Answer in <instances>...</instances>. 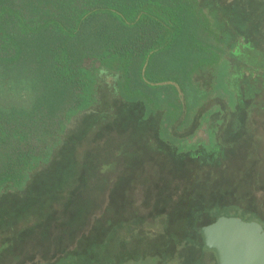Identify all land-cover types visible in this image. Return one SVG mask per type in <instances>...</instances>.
<instances>
[{
    "label": "rangeland",
    "instance_id": "374dc122",
    "mask_svg": "<svg viewBox=\"0 0 264 264\" xmlns=\"http://www.w3.org/2000/svg\"><path fill=\"white\" fill-rule=\"evenodd\" d=\"M200 4L208 16L204 26L214 38L192 77L197 99L177 84L159 88L150 82L135 88L119 72L100 69L97 102L75 115L64 132L50 136L59 142L50 162L33 172L24 188L0 196V264H85L73 254L112 219L121 224L107 254L150 264L152 258L176 254L178 264H217L208 249L174 244L169 238L174 232L183 235L187 227L176 219L165 231L162 198L184 181H172L150 158L167 168L174 162L175 171L184 168L181 160L187 157L220 170L217 165L224 166L233 154L232 144L246 139L247 131H255L250 136L261 145L264 0ZM258 155L255 161L262 168L264 159ZM141 159L146 160L144 167L134 168ZM236 174L233 185L222 184L228 189L222 202L233 209L234 203H250L253 195L264 200V186L252 190L244 168ZM155 193L162 196L159 205Z\"/></svg>",
    "mask_w": 264,
    "mask_h": 264
},
{
    "label": "trees",
    "instance_id": "16d2710c",
    "mask_svg": "<svg viewBox=\"0 0 264 264\" xmlns=\"http://www.w3.org/2000/svg\"><path fill=\"white\" fill-rule=\"evenodd\" d=\"M202 9L200 0H0V196L24 188L32 173L50 162L59 143L50 136L64 132L75 115L97 102L100 69L119 72L135 88L177 84L196 100L192 77L214 38ZM152 157L172 181H184L162 198L166 232L176 219L187 227L194 215L200 220L212 213L231 185V173L216 165L187 157L175 171L173 164L167 168ZM140 161L134 168L144 167L146 160ZM155 194L159 205L162 196ZM120 224L110 220L72 257L85 264L146 263L106 253ZM180 236L174 232L169 238L206 249ZM166 257L152 262L178 264L176 254Z\"/></svg>",
    "mask_w": 264,
    "mask_h": 264
},
{
    "label": "flooded vegetation",
    "instance_id": "af4514ba",
    "mask_svg": "<svg viewBox=\"0 0 264 264\" xmlns=\"http://www.w3.org/2000/svg\"><path fill=\"white\" fill-rule=\"evenodd\" d=\"M238 132L240 133L241 131H237L236 133L239 134ZM245 132L246 131H244V133ZM254 132L255 131H247L245 135L246 139L235 141V144L234 143L232 144L231 148L233 152H231V154L233 153L232 154L233 156L231 155L229 160H227L224 163V165H227L226 167L224 166L225 168L222 166V163L217 165L220 167L221 172L231 173L230 178L224 177L221 180V182H223L227 178L228 183L233 185L237 178L236 173L239 172L241 168L242 169L244 168L245 174L247 175V180L250 183L252 190H255V187H259L260 185L264 186V163L261 168L260 166H257V162L255 161V159L258 160L260 158L258 155L259 153L262 156L261 158L264 159V125L262 131H259L261 132L260 136L262 137L261 145H259L260 143H257L256 140L252 138V136H250V133L252 134ZM234 154H236V157ZM259 168H261V172H262L261 183L258 179ZM225 193H226L225 197H227L228 194L227 192ZM217 202H219V204L217 205V209L210 214L204 215L203 217L200 218V220H198V218L194 215L191 218V220L188 222L189 225L187 226L186 231H184V234L181 235L180 237H182L183 239L187 238V239L197 240L199 243H202L204 246L200 228L204 225H209L215 222L218 219V217L221 215L239 216L246 221H257L261 223L264 227V200H256L253 195L250 197V203H248L247 205L245 204L239 205L234 203L231 206L234 210L230 209V207L225 202H222V198L220 199V201ZM225 207L228 209H225ZM211 252L215 255L213 251ZM151 263L160 264L154 260ZM140 264H150V262L140 263Z\"/></svg>",
    "mask_w": 264,
    "mask_h": 264
},
{
    "label": "water",
    "instance_id": "95a60500",
    "mask_svg": "<svg viewBox=\"0 0 264 264\" xmlns=\"http://www.w3.org/2000/svg\"><path fill=\"white\" fill-rule=\"evenodd\" d=\"M204 247L218 264H264V227L257 221L221 215L200 228Z\"/></svg>",
    "mask_w": 264,
    "mask_h": 264
}]
</instances>
